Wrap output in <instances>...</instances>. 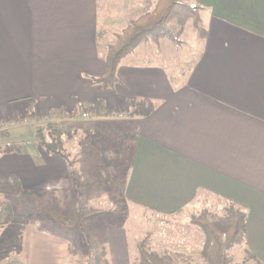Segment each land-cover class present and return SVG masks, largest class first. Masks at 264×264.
<instances>
[{
    "label": "crops",
    "instance_id": "1",
    "mask_svg": "<svg viewBox=\"0 0 264 264\" xmlns=\"http://www.w3.org/2000/svg\"><path fill=\"white\" fill-rule=\"evenodd\" d=\"M116 1L128 7L122 12ZM186 2L200 17L194 60L175 63L162 46L140 44L120 63L113 91L93 80L106 75L115 36L144 15L138 0H0V123L59 111L97 129L113 118L91 111L97 101L108 111L128 98L145 101L151 114L132 119L127 199L161 215L209 198L245 207L242 245L264 264V0ZM50 120L73 126L77 119ZM16 126L0 131L13 138ZM2 141L0 182L16 176L24 193L37 196L75 191L68 160L42 149L8 152ZM0 192L1 206L8 194ZM107 241L112 264H126V235L109 234ZM69 248L29 225L15 258L17 264H66Z\"/></svg>",
    "mask_w": 264,
    "mask_h": 264
},
{
    "label": "rangeland",
    "instance_id": "2",
    "mask_svg": "<svg viewBox=\"0 0 264 264\" xmlns=\"http://www.w3.org/2000/svg\"><path fill=\"white\" fill-rule=\"evenodd\" d=\"M138 1L139 15L151 13L158 2V0ZM187 5L193 9L195 16L188 18L183 25L178 22L169 24L175 41L165 36L158 43L142 44L162 46L163 51L167 49V56L175 63L194 60L200 43L197 33L200 17L195 5L188 3ZM115 6L122 8V12L128 7L124 2L117 1ZM152 49L155 51L157 47ZM112 117L111 120L101 122L97 129L92 128V130L86 126L87 122H83L76 114H73V117L69 119H77L71 126L76 130L62 137L59 154L53 155L68 160L69 171H75L81 180L89 185L84 195L87 207L108 213L104 217L95 219V223H92L90 227H84V234H78L74 243H69L66 264H96L95 257L100 253V250L95 248L96 244L106 246L107 257L112 264L107 241L109 234L126 235L129 250V259L126 260V264H136L140 248L159 256H170L175 260V264H209L203 255L206 244L205 233L199 226L194 225L192 220L200 218L206 211L211 222H218L225 215L228 204L218 198H209L198 206H191L174 215H161L145 211L131 203L124 194V184L133 146V139L129 138L135 133L134 121L133 117H128L126 114L121 116L116 114ZM50 119L49 116L35 117V119L16 122L15 124L19 126L12 128L13 138L7 131L8 138L0 136L2 143L4 145L17 143L14 142V138L19 137L22 138L21 142H24L25 150L27 148L36 151L42 149L46 152L42 141L38 138V133H41L46 142L52 141L47 131V126L52 123ZM126 135L129 138L125 140ZM0 189L7 190L5 187ZM7 198L14 219L10 224L0 227V264L18 263L12 253L14 226L17 223L16 217L23 214L27 208L26 203H30L31 199L45 213L40 220L30 224L36 225L40 232L54 236L53 223L77 230V223L70 222L69 216V208L75 202V191L67 194L49 193L38 196L25 195V197L9 194ZM89 229L97 232L95 236H101L94 238L88 233ZM226 255L229 264H260L245 252L242 244L230 248Z\"/></svg>",
    "mask_w": 264,
    "mask_h": 264
},
{
    "label": "trees",
    "instance_id": "3",
    "mask_svg": "<svg viewBox=\"0 0 264 264\" xmlns=\"http://www.w3.org/2000/svg\"><path fill=\"white\" fill-rule=\"evenodd\" d=\"M187 0H158L154 10L151 13H146L140 16L135 21H132L129 26L120 34L115 36V43L108 47L105 63L106 75L99 79H94L93 83L115 91L119 79L117 72L120 63L142 43L155 42L158 43L163 37H168L175 41L170 28L171 23L178 22L183 25L188 18L194 17V11L187 5ZM198 20V19H197ZM91 111L98 113L99 116H113L115 114L125 113L128 117H144L151 114L153 108L145 101L137 99H125L121 108L108 111L102 100L97 101L95 105L90 106ZM51 119H66L72 118V114L59 113V111H51L49 113ZM27 119H35L34 114H29L25 117L15 118L12 121H4L0 123V130L4 125L20 122ZM75 128L63 123L52 122L47 126V131L51 142L48 143L38 133V138L42 141L47 154L58 155V149L61 148V139L65 135H70ZM2 138H8L7 131H0ZM128 135L124 137L126 140ZM120 147V145H119ZM10 152V150H7ZM19 150H16V152ZM70 176L75 182V202L69 208L70 222L77 223V230L69 227H63L58 223H53L52 230L54 237L68 241L70 244L78 234H84V227H90L92 223L99 217H104L108 213L104 211L94 210L86 205L85 197L89 185L84 183L75 171H70ZM0 187L7 188L9 194H18L31 196L34 194L24 193L21 183L16 176H12L6 182H0ZM1 191V189H0ZM1 193V192H0ZM228 207L225 210V215L218 222H211L207 217V212L200 218H193L192 223L199 226L205 233L206 244L204 247V258L209 264H229L226 252L233 246L243 243L247 225V209L232 202H227ZM26 210L23 214L16 217L17 223L14 226V246L12 253L19 256L23 253L25 229L32 222H36L45 215L42 208L34 203L31 199L30 203H26ZM14 219L11 211V206L8 201H4L0 206V226L8 225ZM96 219V220H95ZM94 238L97 232L88 231ZM83 237V235H81ZM223 237L225 238L223 240ZM96 250L100 253L95 257L96 264H110L107 257L106 246L96 244ZM100 248V249H98ZM249 254V253H248ZM253 257V256H251ZM254 258V257H253ZM255 259V258H254ZM136 264H175V260L170 256H159L154 253H149L144 248L139 250V259Z\"/></svg>",
    "mask_w": 264,
    "mask_h": 264
},
{
    "label": "built area",
    "instance_id": "4",
    "mask_svg": "<svg viewBox=\"0 0 264 264\" xmlns=\"http://www.w3.org/2000/svg\"><path fill=\"white\" fill-rule=\"evenodd\" d=\"M83 118L89 119L90 116L87 114L83 115ZM24 148V142H19V143H6L4 149L10 150L12 152H16L17 149H23Z\"/></svg>",
    "mask_w": 264,
    "mask_h": 264
}]
</instances>
